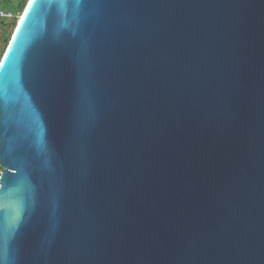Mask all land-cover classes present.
<instances>
[{
    "label": "water",
    "instance_id": "obj_1",
    "mask_svg": "<svg viewBox=\"0 0 264 264\" xmlns=\"http://www.w3.org/2000/svg\"><path fill=\"white\" fill-rule=\"evenodd\" d=\"M0 167L5 264H264V0H29Z\"/></svg>",
    "mask_w": 264,
    "mask_h": 264
},
{
    "label": "rangeland",
    "instance_id": "obj_2",
    "mask_svg": "<svg viewBox=\"0 0 264 264\" xmlns=\"http://www.w3.org/2000/svg\"><path fill=\"white\" fill-rule=\"evenodd\" d=\"M29 0H0V8L12 9L16 12L18 17L12 25L5 26L6 32L2 35L0 34V62L5 54V51L10 43V40L14 34L18 21L22 13L24 12ZM20 6L22 8L20 9Z\"/></svg>",
    "mask_w": 264,
    "mask_h": 264
},
{
    "label": "built area",
    "instance_id": "obj_3",
    "mask_svg": "<svg viewBox=\"0 0 264 264\" xmlns=\"http://www.w3.org/2000/svg\"><path fill=\"white\" fill-rule=\"evenodd\" d=\"M18 17V15L16 14V12L12 11V10H8V9H0V23L2 21L8 22V23H12L14 20H16V18ZM2 27L0 26V32Z\"/></svg>",
    "mask_w": 264,
    "mask_h": 264
},
{
    "label": "trees",
    "instance_id": "obj_4",
    "mask_svg": "<svg viewBox=\"0 0 264 264\" xmlns=\"http://www.w3.org/2000/svg\"><path fill=\"white\" fill-rule=\"evenodd\" d=\"M22 8V6H20V9ZM1 9V8H0ZM8 10H12V9H8ZM12 11H14V10H12ZM15 12V11H14ZM15 22V20L12 22V23H8V22H5V21H2L1 23H0V26L2 27L1 29V32H0V34H4L5 32H6V28H5V26H7V25H12L13 23ZM1 170H2V168L0 167V172H1Z\"/></svg>",
    "mask_w": 264,
    "mask_h": 264
},
{
    "label": "snow or ice",
    "instance_id": "obj_5",
    "mask_svg": "<svg viewBox=\"0 0 264 264\" xmlns=\"http://www.w3.org/2000/svg\"><path fill=\"white\" fill-rule=\"evenodd\" d=\"M0 264H5V262L2 259H0Z\"/></svg>",
    "mask_w": 264,
    "mask_h": 264
},
{
    "label": "bare ground",
    "instance_id": "obj_6",
    "mask_svg": "<svg viewBox=\"0 0 264 264\" xmlns=\"http://www.w3.org/2000/svg\"><path fill=\"white\" fill-rule=\"evenodd\" d=\"M22 16H23V13H22V15H21V17H20V20H21ZM20 20H19V21H20Z\"/></svg>",
    "mask_w": 264,
    "mask_h": 264
}]
</instances>
